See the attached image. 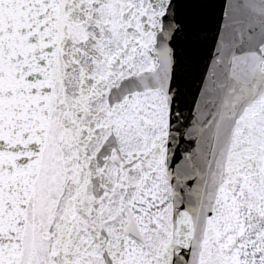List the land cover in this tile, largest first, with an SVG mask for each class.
I'll return each instance as SVG.
<instances>
[{"label":"snow or ice","instance_id":"6c2138e0","mask_svg":"<svg viewBox=\"0 0 264 264\" xmlns=\"http://www.w3.org/2000/svg\"><path fill=\"white\" fill-rule=\"evenodd\" d=\"M0 264H264V0H0Z\"/></svg>","mask_w":264,"mask_h":264}]
</instances>
